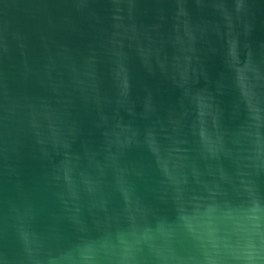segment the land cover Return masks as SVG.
Here are the masks:
<instances>
[{
	"label": "water",
	"instance_id": "95a60500",
	"mask_svg": "<svg viewBox=\"0 0 264 264\" xmlns=\"http://www.w3.org/2000/svg\"><path fill=\"white\" fill-rule=\"evenodd\" d=\"M85 243L264 264V0H0V264Z\"/></svg>",
	"mask_w": 264,
	"mask_h": 264
},
{
	"label": "clouds",
	"instance_id": "9594fccd",
	"mask_svg": "<svg viewBox=\"0 0 264 264\" xmlns=\"http://www.w3.org/2000/svg\"><path fill=\"white\" fill-rule=\"evenodd\" d=\"M215 209L212 207L207 208L203 213H201L202 218L211 220L212 214ZM252 213L258 211V209L253 208L250 210ZM252 219H258L255 215L251 217ZM186 224L191 228V218H186ZM121 242L123 239L121 238ZM109 245L107 243H85L79 248L78 264H97L98 258L102 252L106 253L108 251Z\"/></svg>",
	"mask_w": 264,
	"mask_h": 264
}]
</instances>
